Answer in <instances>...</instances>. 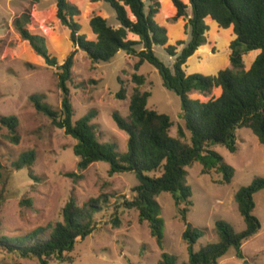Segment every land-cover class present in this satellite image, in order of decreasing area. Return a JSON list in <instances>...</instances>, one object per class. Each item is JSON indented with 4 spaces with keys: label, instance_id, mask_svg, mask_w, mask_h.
<instances>
[{
    "label": "rangeland",
    "instance_id": "1",
    "mask_svg": "<svg viewBox=\"0 0 264 264\" xmlns=\"http://www.w3.org/2000/svg\"><path fill=\"white\" fill-rule=\"evenodd\" d=\"M69 1L79 8L78 20L90 39H94L90 20L95 15L106 18L112 26L120 25L114 9L105 2ZM153 3H159L155 18L167 29L170 36L168 44L176 45L180 40L188 42L191 38L188 25L191 11L187 18L175 20L176 9L171 0H147L148 5ZM23 14L31 16L27 28L43 36L50 52L60 61L78 50L73 81L69 83L76 113L74 119L95 110L97 117L93 122L101 141L115 142L120 152L128 149L129 136L118 127L113 114L129 115L130 96L136 87L132 78L134 73L145 77L140 89L151 92L148 107L171 117L174 123L171 135L177 136L178 126L184 125L180 96L164 86L161 74L152 64L146 62L136 71L134 65L138 59L123 50L109 61L93 63L73 44L67 27L57 20L55 0H0V115H13L19 119L21 137L20 143L14 144L8 138L9 130L6 127L0 129L1 232L9 236L25 235L38 227L61 221L62 210L72 198L82 205L102 193H109L115 196L97 214V231L80 240L69 254L73 262L51 259L49 264H160L164 253L174 256L177 264L187 262L188 244L183 237L185 224L178 215L173 196L163 193L158 198L164 222L163 248L151 236L148 223L140 222L136 210L121 208L119 217L122 225L116 228L111 220L115 206L122 195L131 196L132 187L138 183L135 174L125 172L111 176L107 162H97L79 171V159L74 153L77 141L36 110L30 100L31 95H44L46 103L60 110L63 91L58 86L56 69L46 65L17 29L15 22ZM208 23L211 28L207 33V43L189 59L185 67L187 73L214 74L230 66L229 45L234 40L231 30L224 31L210 20ZM155 53L167 66H174L176 58L168 54L165 47L156 46ZM254 57L255 54L245 57L247 67ZM120 79L127 89L126 100H120L116 95L122 86ZM219 94L220 91L214 89L209 97L196 92L191 93V97L206 101ZM236 134L238 150L235 153L221 144L214 147L235 169L231 183H218L223 176L221 173L203 175L200 162L188 168L187 183L193 189V207L188 219L204 231L196 250L219 240L217 220L229 222L239 232L246 228L235 195L242 186L251 184L256 178H264V145L250 128L238 129ZM30 150L36 152L34 165L31 170H18L15 161ZM68 173H76L81 178L70 177ZM254 199V214L260 220L261 229L243 244L244 259L238 258L237 250L231 247L219 264H264V189L255 194ZM0 264L41 263L36 258H22L0 250Z\"/></svg>",
    "mask_w": 264,
    "mask_h": 264
},
{
    "label": "trees",
    "instance_id": "2",
    "mask_svg": "<svg viewBox=\"0 0 264 264\" xmlns=\"http://www.w3.org/2000/svg\"><path fill=\"white\" fill-rule=\"evenodd\" d=\"M40 1V0H35ZM56 1V18L69 30L73 44L84 51L93 63L111 60L120 50L138 59L136 71L146 62L156 67L162 76L164 86L181 98L184 125H179L177 136L171 135L174 125L168 114L148 107L150 91H141L144 75L134 73L136 83L129 102V115L113 114L118 127L129 136L128 149L120 152L115 142L101 141L94 120L95 110L75 120V108L71 101L69 83L73 81V68L78 50L71 52L62 61L50 52L46 39L32 33L27 24L31 16L23 14L15 25L22 37L43 58L48 67L57 71L58 86L63 91L62 107L52 108L44 101V95L33 94L30 100L36 110L46 115L57 128L73 137L77 142L74 153L78 157V169L84 171L97 162L110 165L109 174L132 172L138 183L132 187L131 196L122 195L115 206L112 224L119 228L121 208L136 210L140 222L148 223L150 234L158 245L164 247V222L158 198L170 193L185 224L183 234L188 244L189 259L183 264H219L231 247L237 250V257L244 259L243 244L259 232L261 223L254 214L255 194L264 189V178H256L251 184L242 186L235 195L238 208L244 217L246 228L237 231L225 220L216 221L219 235L217 242L195 246L204 236V231L189 222L188 214L193 207V189L187 183L188 168L196 162L202 164V174L221 173L220 184L232 182L235 169L214 149L224 145L232 153L238 150L237 130L250 128L264 145V0H171L176 9L175 20L187 18L191 38L188 42L169 43L168 31L156 21L159 3L147 4V0H92L105 2L115 11L119 26L115 27L100 15L90 20L94 39H90L78 16L79 8L69 0ZM224 30H231L234 40L229 45L230 66L214 74L187 73V62L207 43L210 31L208 21ZM211 23V24H212ZM134 36L136 38H132ZM140 46V48H139ZM162 46L175 57L173 67L167 66L155 53V47ZM183 46L179 51V47ZM255 54L247 67L245 57ZM117 98H128L124 81ZM214 89L219 96L206 101L191 97L199 93L209 97ZM19 119L16 116L0 115V129L9 130L8 138L19 144ZM36 152L23 153L15 167L20 170L34 165ZM30 176H33L30 172ZM81 178L76 173H68ZM115 195L102 193L96 198L79 205L74 198L62 210L63 219L46 227L18 236L1 232L0 250L7 254H18L22 258L38 259L49 264L51 259L73 262L72 253L77 243L97 231V214L110 204ZM160 264H177L174 256L164 253Z\"/></svg>",
    "mask_w": 264,
    "mask_h": 264
}]
</instances>
